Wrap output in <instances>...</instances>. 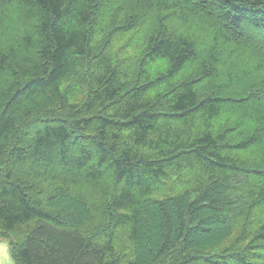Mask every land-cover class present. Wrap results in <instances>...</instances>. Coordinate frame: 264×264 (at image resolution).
<instances>
[{"label": "trees", "instance_id": "1", "mask_svg": "<svg viewBox=\"0 0 264 264\" xmlns=\"http://www.w3.org/2000/svg\"><path fill=\"white\" fill-rule=\"evenodd\" d=\"M0 240L264 264V0H0Z\"/></svg>", "mask_w": 264, "mask_h": 264}, {"label": "crops", "instance_id": "2", "mask_svg": "<svg viewBox=\"0 0 264 264\" xmlns=\"http://www.w3.org/2000/svg\"><path fill=\"white\" fill-rule=\"evenodd\" d=\"M0 264H15L5 240H0Z\"/></svg>", "mask_w": 264, "mask_h": 264}]
</instances>
